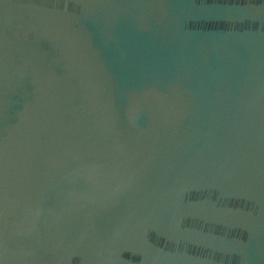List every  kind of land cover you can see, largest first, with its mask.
<instances>
[{"label": "water", "instance_id": "1", "mask_svg": "<svg viewBox=\"0 0 264 264\" xmlns=\"http://www.w3.org/2000/svg\"><path fill=\"white\" fill-rule=\"evenodd\" d=\"M0 264H264V0H0Z\"/></svg>", "mask_w": 264, "mask_h": 264}]
</instances>
